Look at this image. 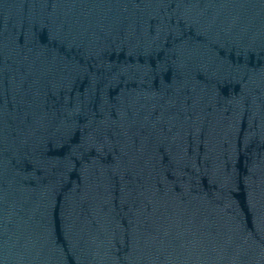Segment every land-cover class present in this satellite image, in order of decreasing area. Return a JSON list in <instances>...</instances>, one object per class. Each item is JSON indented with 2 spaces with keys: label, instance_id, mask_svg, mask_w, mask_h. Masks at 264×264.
<instances>
[{
  "label": "water",
  "instance_id": "water-1",
  "mask_svg": "<svg viewBox=\"0 0 264 264\" xmlns=\"http://www.w3.org/2000/svg\"><path fill=\"white\" fill-rule=\"evenodd\" d=\"M0 264H264V0H0Z\"/></svg>",
  "mask_w": 264,
  "mask_h": 264
}]
</instances>
